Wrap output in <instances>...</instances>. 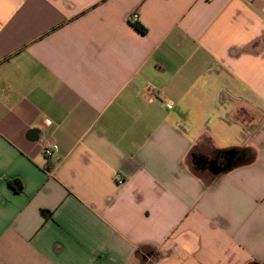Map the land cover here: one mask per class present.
Masks as SVG:
<instances>
[{
  "label": "crops",
  "instance_id": "1",
  "mask_svg": "<svg viewBox=\"0 0 264 264\" xmlns=\"http://www.w3.org/2000/svg\"><path fill=\"white\" fill-rule=\"evenodd\" d=\"M252 262L264 0H0V264Z\"/></svg>",
  "mask_w": 264,
  "mask_h": 264
},
{
  "label": "water",
  "instance_id": "2",
  "mask_svg": "<svg viewBox=\"0 0 264 264\" xmlns=\"http://www.w3.org/2000/svg\"><path fill=\"white\" fill-rule=\"evenodd\" d=\"M224 162L221 165H217L215 161L212 162L213 167L210 169V172L217 176L226 171L231 170L234 166H236L237 162L240 160L237 151L229 150L223 153Z\"/></svg>",
  "mask_w": 264,
  "mask_h": 264
},
{
  "label": "trees",
  "instance_id": "3",
  "mask_svg": "<svg viewBox=\"0 0 264 264\" xmlns=\"http://www.w3.org/2000/svg\"><path fill=\"white\" fill-rule=\"evenodd\" d=\"M132 26L137 29V31H139L140 33L142 34H145L146 33V29L140 25L138 22L134 21L131 23ZM242 152H248V153H251V151L249 152L248 150H243ZM250 160L252 159V156H253V153L250 154ZM241 164V163H240ZM9 185L16 191V192H19L21 190V184L19 181H11L9 182ZM250 264H259L257 262H252Z\"/></svg>",
  "mask_w": 264,
  "mask_h": 264
},
{
  "label": "flooded vegetation",
  "instance_id": "4",
  "mask_svg": "<svg viewBox=\"0 0 264 264\" xmlns=\"http://www.w3.org/2000/svg\"><path fill=\"white\" fill-rule=\"evenodd\" d=\"M215 161L217 165H221L224 162L223 157L220 156H215L213 158H209V159H202L200 158L199 161H197L199 163V168L203 169V170H210L213 167L212 162Z\"/></svg>",
  "mask_w": 264,
  "mask_h": 264
},
{
  "label": "built area",
  "instance_id": "5",
  "mask_svg": "<svg viewBox=\"0 0 264 264\" xmlns=\"http://www.w3.org/2000/svg\"><path fill=\"white\" fill-rule=\"evenodd\" d=\"M130 20L132 22H134V21H136V17L135 16H132V17H130ZM43 149H44V155H45V157L50 158L52 156V154H53V152L51 151V149H52L51 148V145H47Z\"/></svg>",
  "mask_w": 264,
  "mask_h": 264
}]
</instances>
